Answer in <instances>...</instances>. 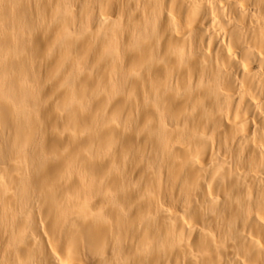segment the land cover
Masks as SVG:
<instances>
[{"label":"bare ground","instance_id":"obj_1","mask_svg":"<svg viewBox=\"0 0 264 264\" xmlns=\"http://www.w3.org/2000/svg\"><path fill=\"white\" fill-rule=\"evenodd\" d=\"M0 264H264V0H0Z\"/></svg>","mask_w":264,"mask_h":264}]
</instances>
